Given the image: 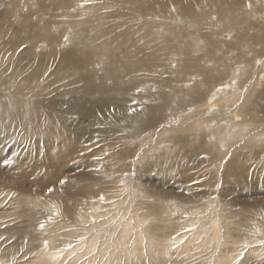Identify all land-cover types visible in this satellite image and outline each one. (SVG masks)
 <instances>
[{
  "label": "rangeland",
  "instance_id": "rangeland-1",
  "mask_svg": "<svg viewBox=\"0 0 264 264\" xmlns=\"http://www.w3.org/2000/svg\"><path fill=\"white\" fill-rule=\"evenodd\" d=\"M61 1L35 0L41 5L35 15L42 9L45 14L53 12L46 9L51 2L57 11ZM181 1L186 7L191 2ZM32 3L0 0V28L31 17ZM96 3L100 6V1ZM120 17L117 11L113 20L121 21ZM13 25L5 33L0 30V53H22L29 47L33 57V51L40 49L32 43L35 32L27 31L30 39L17 45L11 43ZM182 31L190 34L191 27L185 24ZM240 47L252 52L259 44L243 40ZM83 72L51 80L43 77L49 88L42 95L35 87L19 95L12 88L1 89L0 82V230L5 229L0 244L11 239L17 246L15 255L21 245L29 252L17 259L20 262L0 259V263L30 264L28 255L36 258L44 249L43 260L38 256L36 264H264V142L214 155L210 147L226 137L215 140L204 134L217 126L215 122L191 129L192 121L168 140L161 133L165 126H177L179 114L135 135L132 127L142 124L118 114L114 94L102 91L103 87L94 94L90 88L99 87V81ZM256 76L264 80L263 67ZM249 83L236 92L216 85L203 102L214 98L249 108L255 94L264 90L257 80L252 90ZM129 96L135 103L124 102V110L145 104L134 93ZM247 97L251 100L244 102ZM17 101L20 109L14 110ZM206 106L198 105L195 111L201 114ZM198 129L202 136L194 133ZM154 132L159 134L153 136ZM143 146H148L144 153ZM50 148L55 152L50 154ZM39 171L49 174L39 175ZM49 175L53 180L48 186L29 187V179ZM29 199L35 200L34 205L28 204ZM52 199L56 201L52 207L43 205ZM51 211L61 216L56 219ZM82 214L87 218L80 220ZM256 217L261 231L253 230ZM55 257L60 262L55 263Z\"/></svg>",
  "mask_w": 264,
  "mask_h": 264
},
{
  "label": "bare ground",
  "instance_id": "bare-ground-1",
  "mask_svg": "<svg viewBox=\"0 0 264 264\" xmlns=\"http://www.w3.org/2000/svg\"><path fill=\"white\" fill-rule=\"evenodd\" d=\"M81 1L83 3L62 0L57 11L51 2L46 9L53 12L45 14L42 9L35 15L41 5L28 0L33 2L30 8L34 14L17 18L10 26L0 28L1 33H5L14 24L11 43L17 45L27 42L28 32H35L31 36L34 42H31L40 48L37 51L31 49L35 53L33 57H30L29 47L22 48V53L21 50L0 53L1 89L12 88L22 95L26 88L35 87L42 95L49 88L43 77L51 80L55 76L84 71L83 75L99 81V87L90 88L94 94L103 87L102 91L114 94L112 103L118 114L125 113L126 121L142 124L139 128L132 127L135 135L144 134L146 129H153L163 119L179 114V120L175 121L177 126H165L161 133L168 140L172 132L192 121L191 129L215 122L217 126L204 134L213 139L218 137L217 140L220 136L226 137L210 147L214 155L221 151L234 153L244 146L264 142V90L255 94L249 108L244 104L238 107L236 101L224 104V100L214 98L203 102L216 85L231 92H236L247 81L251 82L248 84L250 90L256 80L258 86L264 85L263 77L257 79L256 76L259 67L264 68V6L261 2L264 0H251L250 3L246 0H214L212 5L201 4L202 0H190L189 7L183 6L181 0H162L161 3L159 0H98L100 6L97 0ZM110 3L108 9L114 7L115 10L104 9ZM117 11L121 21L113 20ZM257 11H262L258 12L261 15L258 16ZM185 24L191 27L190 34L182 31ZM243 40L259 44V48L252 52L244 50L240 47ZM238 49H241L240 53ZM55 50L59 53H54ZM21 54L30 58L26 61L18 59ZM35 55L40 56L38 60L33 59ZM20 69L24 70L23 76H20ZM33 82L40 86H34ZM133 93L145 104L124 110L121 107L124 102L135 103L129 96ZM250 100L247 97L244 102ZM202 104L207 105V109L199 114L195 109ZM190 107L191 111H188ZM18 109L17 101L14 110ZM202 132L200 129L194 131L200 136ZM158 134L152 133L153 136ZM147 147H142V153ZM50 151V154L55 152L51 148ZM38 174L49 173L39 171ZM50 178V175L43 179L31 178L29 187L48 186L53 180ZM21 184L25 185V181ZM34 201L29 199L28 204L34 205ZM54 204V199L43 203L48 208ZM58 215L61 216L60 212L56 213V219ZM49 217L52 219L51 215ZM85 218V214L79 216L80 220ZM254 222L253 230L261 231L258 217ZM4 231L0 230V234ZM50 246L48 244L47 248ZM19 247L22 248L15 255L17 246L14 248L11 239H6L0 244V259L20 262L29 252L23 245ZM28 256H31L28 263L36 264L38 256L43 260L44 249L36 258L35 255ZM48 257L52 259L51 255ZM53 261L60 262V258L55 257Z\"/></svg>",
  "mask_w": 264,
  "mask_h": 264
},
{
  "label": "snow or ice",
  "instance_id": "snow-or-ice-1",
  "mask_svg": "<svg viewBox=\"0 0 264 264\" xmlns=\"http://www.w3.org/2000/svg\"><path fill=\"white\" fill-rule=\"evenodd\" d=\"M65 182H66V181H64V180H61V181H60L61 184H64ZM53 190H54V189H52V188H49V189H48L49 192H52ZM101 198H102V197H101ZM40 227L43 228L44 225L41 224Z\"/></svg>",
  "mask_w": 264,
  "mask_h": 264
}]
</instances>
